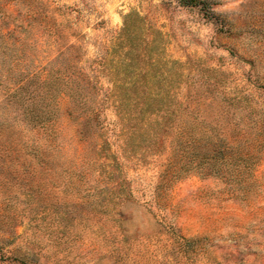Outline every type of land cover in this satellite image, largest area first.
I'll list each match as a JSON object with an SVG mask.
<instances>
[{
	"label": "rangeland",
	"instance_id": "1",
	"mask_svg": "<svg viewBox=\"0 0 264 264\" xmlns=\"http://www.w3.org/2000/svg\"><path fill=\"white\" fill-rule=\"evenodd\" d=\"M0 264H264V0H0Z\"/></svg>",
	"mask_w": 264,
	"mask_h": 264
},
{
	"label": "trees",
	"instance_id": "2",
	"mask_svg": "<svg viewBox=\"0 0 264 264\" xmlns=\"http://www.w3.org/2000/svg\"><path fill=\"white\" fill-rule=\"evenodd\" d=\"M134 14H128L124 19L123 28L112 52L117 56V60L113 61L109 69L111 70V80L115 87L116 97L120 101V106H125L126 101L132 99L135 106H140L139 110L144 112L147 110V106H152L154 101L162 103L163 97L168 96L167 94L174 83L171 79L164 77L163 74L166 68L161 59L145 58V54L140 51L131 56L132 49L135 46L133 41L130 40L131 32L134 29L132 23L137 20L141 21V18ZM152 69H154V74H151ZM157 69H159L158 72ZM160 76H163V78H160ZM127 105H129L128 102ZM156 106L155 111L158 113L161 111V105ZM223 154L219 152L220 157Z\"/></svg>",
	"mask_w": 264,
	"mask_h": 264
}]
</instances>
